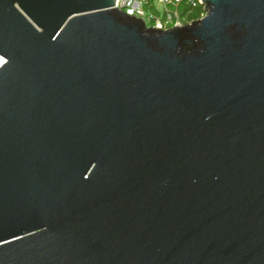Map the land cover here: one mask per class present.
<instances>
[{
	"label": "water",
	"instance_id": "water-1",
	"mask_svg": "<svg viewBox=\"0 0 264 264\" xmlns=\"http://www.w3.org/2000/svg\"><path fill=\"white\" fill-rule=\"evenodd\" d=\"M200 4L0 0V264H264V0Z\"/></svg>",
	"mask_w": 264,
	"mask_h": 264
},
{
	"label": "built area",
	"instance_id": "built-area-1",
	"mask_svg": "<svg viewBox=\"0 0 264 264\" xmlns=\"http://www.w3.org/2000/svg\"><path fill=\"white\" fill-rule=\"evenodd\" d=\"M198 4L200 0H114L126 14L142 18L146 26L148 21L149 26L162 29L193 21L189 16Z\"/></svg>",
	"mask_w": 264,
	"mask_h": 264
},
{
	"label": "trees",
	"instance_id": "trees-1",
	"mask_svg": "<svg viewBox=\"0 0 264 264\" xmlns=\"http://www.w3.org/2000/svg\"><path fill=\"white\" fill-rule=\"evenodd\" d=\"M184 6V5H183ZM204 15V9L201 4H198L189 16V20H196Z\"/></svg>",
	"mask_w": 264,
	"mask_h": 264
},
{
	"label": "bare ground",
	"instance_id": "bare-ground-1",
	"mask_svg": "<svg viewBox=\"0 0 264 264\" xmlns=\"http://www.w3.org/2000/svg\"><path fill=\"white\" fill-rule=\"evenodd\" d=\"M4 62V58L3 57H0V64Z\"/></svg>",
	"mask_w": 264,
	"mask_h": 264
},
{
	"label": "rangeland",
	"instance_id": "rangeland-1",
	"mask_svg": "<svg viewBox=\"0 0 264 264\" xmlns=\"http://www.w3.org/2000/svg\"><path fill=\"white\" fill-rule=\"evenodd\" d=\"M159 6V5H158ZM147 25L149 26V25H151L148 21H147Z\"/></svg>",
	"mask_w": 264,
	"mask_h": 264
}]
</instances>
